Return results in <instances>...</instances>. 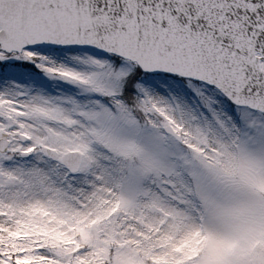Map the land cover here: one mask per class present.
<instances>
[{"label":"snow or ice","instance_id":"snow-or-ice-1","mask_svg":"<svg viewBox=\"0 0 264 264\" xmlns=\"http://www.w3.org/2000/svg\"><path fill=\"white\" fill-rule=\"evenodd\" d=\"M0 264H264V0H0Z\"/></svg>","mask_w":264,"mask_h":264}]
</instances>
